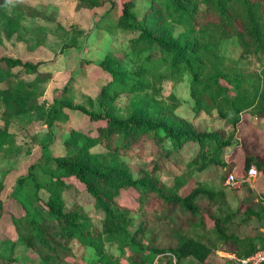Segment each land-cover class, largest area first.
Masks as SVG:
<instances>
[{
	"label": "trees",
	"instance_id": "trees-1",
	"mask_svg": "<svg viewBox=\"0 0 264 264\" xmlns=\"http://www.w3.org/2000/svg\"><path fill=\"white\" fill-rule=\"evenodd\" d=\"M75 1L94 10L116 9L113 23L129 36L122 49L106 52L99 61L107 77L91 96L98 107L73 103L64 85L44 110L34 101L35 84L24 78L36 73L41 61L0 55L1 152L12 145L11 115L32 111L48 126L66 118L63 108H74L87 120L70 127L62 153L43 150L15 179L14 195L24 189L37 213L20 200L23 212L11 216L16 240L10 246L20 241L38 264H173L172 255L175 264H221L214 262L213 250L245 256L264 248V232L239 235L231 226L236 217L239 223L259 219L253 226H264L252 196H241L235 211L214 214L211 206L224 204V191L199 183L179 191L195 172L223 181L230 170L223 152L234 142L239 114L264 118V0H149L140 13L132 10L135 0ZM13 3L3 19L7 35L19 34L23 15H37L23 0ZM5 4L0 2V11ZM229 38L239 61L256 63L253 71L242 73L237 59L220 52ZM182 75L191 117L213 111L232 127L228 135L193 126L177 112L178 96L162 94L163 79L177 81ZM121 93L129 95L125 114L113 110ZM185 143L192 146L187 155L181 152ZM94 145L103 150H92ZM133 156L137 174L128 163ZM251 164L258 173L264 169L260 155L246 154L242 171ZM121 191L132 205L117 200ZM90 210L100 214L97 223ZM127 249L124 263L116 256ZM16 262L0 252V264Z\"/></svg>",
	"mask_w": 264,
	"mask_h": 264
},
{
	"label": "rangeland",
	"instance_id": "rangeland-1",
	"mask_svg": "<svg viewBox=\"0 0 264 264\" xmlns=\"http://www.w3.org/2000/svg\"><path fill=\"white\" fill-rule=\"evenodd\" d=\"M3 0H0V2ZM15 0H4V9L0 12V55L20 57L32 61L40 60L37 72L24 76L25 80L33 82L34 101L42 103L46 110L53 98H57V92L64 85L67 86L65 96L70 98L75 104L98 107V102L91 96L98 90L97 82L105 79L107 75L101 71L99 61L108 51H118L122 49L129 36L115 27L113 16L116 9L105 10L100 7L94 10L84 6H76L75 0H23L37 15H23L20 19L19 34L7 35L3 26V19L9 13L10 6H14ZM149 0H135L132 10L140 13L148 4ZM19 4H17V7ZM16 7V8H17ZM19 8V7H18ZM6 10V11H5ZM8 11V12H7ZM107 13L110 15L107 16ZM79 31L80 33L78 34ZM220 52L228 58L237 59L239 71L249 73L254 70L256 63L248 64L239 61L237 47L229 38L224 40L220 46ZM241 62V63H240ZM162 94L173 92L180 99L177 112L191 120L193 126L201 130L217 129L228 135L232 127L225 125L223 119L215 112L201 113L192 118L190 112V102L187 93L186 76L177 81L163 79L161 82ZM129 95L119 94L112 102L113 110L117 114H125L128 108ZM33 101V102H34ZM66 113L65 119H55L50 125L38 117L34 112L29 114L11 115L7 122V131L11 137L10 150L0 151V198L2 212L0 215V252L4 255H12L16 258V264H38L35 253L20 241H16L14 246H10L12 240H16V232L11 222V216H19L23 209L20 200L24 202L28 210L37 213V206L29 202L28 193L24 189L16 192L12 191L15 179L26 173L30 162L46 150L51 154L63 152L62 140L67 136L70 127H78L87 123L86 117L74 108H63ZM250 115H252L250 113ZM3 112L0 106V126L3 124ZM264 124L254 120L249 113L241 112L239 121L233 130V144L226 147L223 156L231 158V170L240 175L243 167V159L246 154H258L263 160L264 154ZM92 150H103L100 145H94ZM182 154L192 152V146L185 143V148L181 149ZM133 156L128 159L133 174H137V168L133 165L137 158ZM174 169L172 165L169 166ZM220 176V174H219ZM76 185L72 177L69 178ZM197 183L212 190H222L225 193V201L222 206L213 205L211 211L224 213V211H235L238 200L241 196H252L255 208H260V214L264 216V170L257 172L251 183L246 182L236 185H229L225 181L217 182L213 179L205 178L204 171L195 172L193 177L187 181L179 191L186 193ZM253 185V187H251ZM251 197V198H252ZM119 202L130 203V195L121 191L118 197ZM90 215L95 223L101 217L96 211L90 210ZM132 215L136 217V214ZM236 217L231 224L232 229L239 235L254 234L258 231L264 232L263 227H254L260 220L253 218L248 223L237 222ZM4 236L6 237L3 240ZM76 247V245H75ZM81 251V248L79 249ZM79 252L78 250H76ZM128 249L116 256L117 259L126 263L128 260ZM219 251V250H218ZM114 254L117 252L113 251ZM86 254H90L87 252ZM213 260L221 264H231L226 254H218L213 250ZM216 254V255H215ZM84 259V258H83ZM162 259L160 258V261ZM182 260L179 264H185Z\"/></svg>",
	"mask_w": 264,
	"mask_h": 264
},
{
	"label": "built area",
	"instance_id": "built-area-1",
	"mask_svg": "<svg viewBox=\"0 0 264 264\" xmlns=\"http://www.w3.org/2000/svg\"><path fill=\"white\" fill-rule=\"evenodd\" d=\"M257 169L251 164L240 175H236L232 170H229L226 174L224 181L229 185L238 186L241 183H251V180L256 176ZM218 254H226L229 257L231 264H264V248H256L251 253L245 256H237L233 253H227L223 251H217ZM157 256L154 257V261ZM173 264H175V258L171 256Z\"/></svg>",
	"mask_w": 264,
	"mask_h": 264
},
{
	"label": "crops",
	"instance_id": "crops-1",
	"mask_svg": "<svg viewBox=\"0 0 264 264\" xmlns=\"http://www.w3.org/2000/svg\"><path fill=\"white\" fill-rule=\"evenodd\" d=\"M243 113H246V114H248L249 113V117L251 118V116H252V118L254 119V120H258V122L259 123H262V124H264V118H257V117H254V115H250V112H243ZM264 129V128H263ZM258 155V154H257ZM225 158V157H224ZM225 161H226V163H227V165L228 166H231V164L233 165V161H232V159L231 158H225L224 159ZM263 163H264V154H263ZM230 170H231V167H230ZM264 170V169H263ZM251 187H253V185L251 186ZM262 191H264L263 190V188H262ZM244 235H246V234H244ZM247 235H251V234H247Z\"/></svg>",
	"mask_w": 264,
	"mask_h": 264
}]
</instances>
